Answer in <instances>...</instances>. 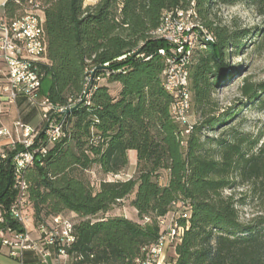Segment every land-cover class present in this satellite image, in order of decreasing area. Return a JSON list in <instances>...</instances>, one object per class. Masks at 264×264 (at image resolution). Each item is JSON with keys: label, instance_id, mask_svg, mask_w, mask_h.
<instances>
[{"label": "trees", "instance_id": "obj_1", "mask_svg": "<svg viewBox=\"0 0 264 264\" xmlns=\"http://www.w3.org/2000/svg\"><path fill=\"white\" fill-rule=\"evenodd\" d=\"M190 1L5 2L9 20L39 3L49 62L44 78L51 76L46 90L41 80V93L51 102L65 104L78 97L86 70L95 68L89 102L73 106L66 136L50 147L43 166L26 172L35 221L59 213L74 215L68 264H137L135 259L160 233L157 218L180 200L189 205L188 225L169 261L264 264V210L242 220L238 206L246 198L224 194L246 185L251 199L264 197V122L252 135L226 126L231 114L216 115L212 94L222 82L226 52L239 46L243 32H230L211 19L215 4L238 2H246L264 18V0H195L198 21L213 41L200 39L203 46L191 55V110L199 118L185 133V126L170 114L174 96L162 84L165 61L158 50L167 49V43L154 38L152 31L165 10L185 8ZM262 91V84L240 88L244 97L264 108ZM224 127L217 136L207 134ZM131 150L136 166L129 178H103L94 190L78 172L95 166L104 177H113L127 168ZM9 166L0 164V203L5 205L14 197ZM125 199L138 220L99 217Z\"/></svg>", "mask_w": 264, "mask_h": 264}, {"label": "built area", "instance_id": "obj_2", "mask_svg": "<svg viewBox=\"0 0 264 264\" xmlns=\"http://www.w3.org/2000/svg\"><path fill=\"white\" fill-rule=\"evenodd\" d=\"M5 2L0 0V116L5 115L11 105L21 102L36 109L41 122L35 127L19 116L13 122L15 137L9 128L0 126V164L10 165L11 191L14 194L8 205L0 203V253L4 252L18 264H24L28 256L40 264H68V249L75 241L74 215L59 213L35 221L26 172L43 166L50 147L66 136L67 117L73 106L77 102H89L94 80L91 74L95 68L86 70L84 90L78 97L68 98L65 104L51 102L41 93L44 66L49 62L39 3L30 2L31 6L20 17L9 20L4 14ZM152 36L167 43V49L158 50L165 61L162 84L174 96L170 108L172 118L184 125V131L188 133L192 128L191 55L196 47L203 46L200 39L211 42L213 36L200 25L195 0L185 8L165 10ZM119 71H124V68ZM120 176L119 173L113 178L121 179ZM173 207L168 214L157 218L160 233L151 245L145 247L144 254L135 259L137 264H176L168 260V253L170 250L174 252L187 228L189 205L180 200L173 203ZM181 220L185 224L180 223Z\"/></svg>", "mask_w": 264, "mask_h": 264}, {"label": "rangeland", "instance_id": "obj_3", "mask_svg": "<svg viewBox=\"0 0 264 264\" xmlns=\"http://www.w3.org/2000/svg\"><path fill=\"white\" fill-rule=\"evenodd\" d=\"M94 1L96 0H84V3L86 5ZM1 11L2 8H0V13ZM211 12V19L216 24L228 27L230 32H243L238 41L239 46L228 48L225 55L226 69L222 82L212 94L216 115L231 114L232 118L227 121L226 126H233L240 131L254 135L264 122V108H261L257 101L244 97L240 92V88L246 83L264 85V38H261L262 31L264 32V18L246 2L215 4ZM202 28L204 27L202 26ZM50 84L51 76L48 75L42 81L43 89H48ZM259 98L264 99V91L259 94ZM14 116L12 110L7 122H11ZM198 118L199 114L192 109L190 120L194 122ZM7 125L9 126L10 123ZM224 129L225 127L208 131L207 134L217 136ZM78 172L89 181L94 190L98 188L101 179H113L111 176L104 177L95 166ZM121 173L129 174L127 170ZM120 177L121 179L129 178L124 174H121ZM247 190L246 185H238L233 189L224 190V194L232 193L236 198H246L245 204L238 206L242 220H247L264 210V197L251 199L247 196ZM134 212L129 200L125 199L115 204L107 213L99 215V217L123 215L138 220ZM169 255H173V250L169 251ZM0 261L4 264H18L6 257L0 258Z\"/></svg>", "mask_w": 264, "mask_h": 264}, {"label": "crops", "instance_id": "obj_4", "mask_svg": "<svg viewBox=\"0 0 264 264\" xmlns=\"http://www.w3.org/2000/svg\"><path fill=\"white\" fill-rule=\"evenodd\" d=\"M96 1H94L92 3H89V4H93ZM86 5H88V4H86ZM12 110L14 111L15 116L11 120V122H7L8 118H9V115H10V112ZM19 116H21L24 121H25V118H27V121H25V122H28L29 124H31L32 126H35V127L38 126L40 124V122H41L40 114H39V112L36 109L32 110L31 108L26 107L24 104H21V102H19L18 104L11 105L9 107L8 112L5 115L0 116V126H6L7 128H9L11 130V132H12V136L13 137H15V131H14V128H13V122ZM9 123H10V125L8 126L7 124H9ZM5 141L6 140H4V142ZM128 155H129V164H128L127 168L124 171L127 170L129 172V174H127V173H120V174H124V175H126V177H131L134 174V172H135V166H136L135 152L131 150V151H129ZM134 211H135L134 213H136L135 209H134ZM3 257L9 258L8 256H6L4 254V252H1L0 253V258H3ZM9 259H11V258H9ZM13 261H15V260H13ZM25 263H27V264H40L35 259H33L31 256L27 257V261H25ZM0 264H4V263H1V261H0Z\"/></svg>", "mask_w": 264, "mask_h": 264}]
</instances>
